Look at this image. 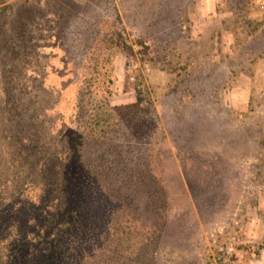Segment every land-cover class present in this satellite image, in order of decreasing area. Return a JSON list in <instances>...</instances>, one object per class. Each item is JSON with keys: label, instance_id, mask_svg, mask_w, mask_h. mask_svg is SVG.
Returning a JSON list of instances; mask_svg holds the SVG:
<instances>
[{"label": "rangeland", "instance_id": "1", "mask_svg": "<svg viewBox=\"0 0 264 264\" xmlns=\"http://www.w3.org/2000/svg\"><path fill=\"white\" fill-rule=\"evenodd\" d=\"M16 1L33 8L46 80L23 100L53 106L46 125L75 150L71 209L106 198L81 149L118 143L147 184L139 199L126 177L118 196L132 194L115 211L131 220L132 250L114 261L102 240L90 258L264 264V0Z\"/></svg>", "mask_w": 264, "mask_h": 264}, {"label": "trees", "instance_id": "2", "mask_svg": "<svg viewBox=\"0 0 264 264\" xmlns=\"http://www.w3.org/2000/svg\"><path fill=\"white\" fill-rule=\"evenodd\" d=\"M15 1L0 0V264H110L109 259L98 258L103 255L96 252L102 240L104 249L113 251L110 258L114 261V253H128L134 244L131 220L126 217L121 221L115 212L118 205L129 207L132 194L118 197L127 184L132 185L123 180L134 181L139 199L147 184L129 166L131 159L124 156L118 143L116 148L99 153L81 149L77 152L80 169L96 177L106 198L94 193L88 209L77 199L71 209L66 167L75 150L68 139L65 144L48 129V111L53 106L38 108L35 96L23 100L46 80L39 71L40 42L30 14L33 8ZM140 43L146 46L144 40ZM63 47L60 44L59 48ZM66 74L69 71H63L62 75ZM85 140L83 136L82 145ZM145 190L149 195L150 189ZM85 193L83 184L82 195ZM155 204L147 203L144 208L153 206L158 212L160 207ZM90 235H94V247L89 244ZM93 254L98 257L90 258Z\"/></svg>", "mask_w": 264, "mask_h": 264}]
</instances>
